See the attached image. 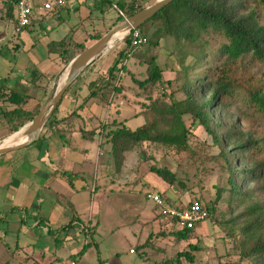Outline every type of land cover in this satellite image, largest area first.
<instances>
[{
	"label": "trees",
	"instance_id": "16d2710c",
	"mask_svg": "<svg viewBox=\"0 0 264 264\" xmlns=\"http://www.w3.org/2000/svg\"><path fill=\"white\" fill-rule=\"evenodd\" d=\"M11 1H3L5 9L0 12V17L8 21L13 19L14 22ZM151 1L94 0L87 18L92 22L95 16V24L92 23V28L85 31V40L77 43L71 37H64L60 41L53 42L49 46V52L56 54L60 63L65 65L71 56L74 57L83 51L109 30L100 27L106 26L110 21L112 23H109L111 24L109 28L116 26ZM252 1L264 11V0H173L165 5L136 30L145 38V45L150 49L157 48L160 40L165 37H171L174 40L181 58L179 64L182 66L181 79H174V81L178 88L177 92L183 94L184 100L174 101V92L170 90L171 82L165 80L163 70L157 63V57L152 55L144 62L146 64L144 78L136 80L132 76L131 80L138 90L135 93L136 97H140L139 94L147 96L149 105L145 107L154 114L153 118L134 131L127 129L124 122L107 119L99 121L90 130L86 129V126H79L78 130L81 137L88 141H93L99 135L104 136L102 133L105 132L103 137L105 141L101 147L109 143L108 153L120 166L119 160H122L123 153L138 146L141 148L140 157L143 162L148 160L144 149L149 144L187 151L192 128L200 126L214 148L215 154L212 157L221 162L220 168L225 170L226 174V182L223 186L220 188L213 186L215 200L202 206L209 216L213 215L220 200L222 204L227 205V217L222 216L221 220L214 221V224L225 229L226 238L232 239L239 234L241 240L236 246L238 263L253 259L252 264H264L261 255L264 251V158L258 156L264 151V138L256 139L250 132L242 131L237 124L238 119L234 120L228 113L232 107L233 98L239 97L243 107L252 109L264 117V72H260L259 77L250 73L245 75L239 71L233 75L234 65L237 62L246 59L264 62V25L259 23L255 9L248 6V3ZM62 8H56L53 12L47 13L41 20L49 15L57 20L58 11ZM110 12L116 13L114 20L104 21L103 18ZM72 31L73 27L70 28L69 33L71 34ZM211 34L222 36L225 43L216 49L214 55L210 54L209 58V53L206 52L208 41L203 38ZM123 43L124 47L117 52L111 65L86 85L88 95L83 102L67 117L59 120L54 117L56 107L45 127L57 132L59 137L63 138L65 131L69 132L73 129L72 121L77 120L82 122H79L80 124H84V121L90 123L96 118V115H85V111L94 103L98 107L107 109L113 104L115 112L119 113L121 106L118 100L121 97L124 98L123 101L126 99L123 94L125 87L120 84L118 75L125 74L127 59L140 47L131 46L130 35L124 38ZM188 47H195L197 51L190 52L187 50ZM81 77L82 74L65 92L80 81ZM117 81L119 83H116ZM1 91V98L5 97L6 102L16 106L12 111L0 113L1 124L10 132L7 139H11L25 128L24 126L38 113L41 106L27 113L23 109L27 100L26 96L17 91L8 94H1ZM167 116L179 118L186 116L190 120L189 127L183 126L182 120L181 127L170 130L166 120L163 119ZM42 142L43 138L39 137L31 145L40 146ZM149 171L169 187L179 186L185 190L182 180L167 168L150 165ZM61 177L72 185L71 174L62 172ZM247 186L252 187L249 190ZM188 191L191 190L188 189ZM253 192L261 194L262 200L254 199ZM197 201L200 203V200L197 199ZM234 203L235 206L232 208ZM183 207L180 205L176 209ZM162 217L164 216L159 215L160 219L166 220ZM171 222L178 227L176 220L173 219ZM80 223L84 228V237L89 238L90 242L85 239L86 242L81 250L72 256L73 260L86 252L92 245L91 241L94 243L95 226H92L90 221L87 224ZM194 228L175 229L172 235L176 243L179 245L185 242ZM93 245L97 246V244ZM147 245L145 242V244L136 245L134 249L142 260L145 259V252L142 250ZM188 249L189 251L177 254L176 258H173L175 262L178 263L180 258L192 262L194 259L192 252L198 251L199 248L197 245L189 244ZM173 259L162 263L173 264Z\"/></svg>",
	"mask_w": 264,
	"mask_h": 264
},
{
	"label": "rangeland",
	"instance_id": "374dc122",
	"mask_svg": "<svg viewBox=\"0 0 264 264\" xmlns=\"http://www.w3.org/2000/svg\"><path fill=\"white\" fill-rule=\"evenodd\" d=\"M153 1L147 3L144 7ZM66 2L68 6L80 5L79 8L81 10L85 9L84 0H66ZM248 6L255 9L259 23L264 25V11L258 8L253 1L248 3ZM4 9V5L0 3V12ZM115 16L116 13L110 12L103 19L104 21L114 20ZM64 20V26H61L60 31L70 28L71 23H74L73 18L67 19L65 16ZM1 21H3V18H0V27L3 26ZM109 23H112V21L107 22L106 26L100 28L110 30L109 25L111 24ZM6 28V32L10 37L12 35L14 37L18 36L19 33L14 32L11 22ZM91 28L92 23L90 21L85 22L81 27L83 31H88ZM81 38L82 35L77 31L73 40L82 42L83 39ZM203 39L208 41L206 52L209 53V58L210 54L214 55L216 49L225 43L222 36L214 34L204 36ZM123 40L124 38L119 40V42L116 41L111 48H107L102 60L99 62V66L116 57L117 52L124 47ZM187 50L195 52L197 48L188 47ZM2 54L4 55V53ZM152 55L157 57V63L163 70L165 80L171 82L172 87L170 90L174 92V101L181 102L184 100L183 94L177 92L178 88L176 81H174V79H181L180 71L182 66L179 64L181 58L175 47L174 40L171 37H165L160 40L157 48L150 49L144 44L131 54L126 61L125 74L119 73L118 75L120 84L125 87L123 94L126 99V101H123L124 98L121 97L122 100L121 98L118 100V104L121 101L119 113L115 112L116 109L113 104L109 109L98 106L94 108L93 105L91 110L88 109L87 111L91 115H96V118L90 123L84 121L86 129L90 130L99 121L107 119L108 121L117 120L118 122H124V126L127 129L134 131L153 118L154 114L145 107L147 104L149 105L146 100L147 96L139 94L140 97H136L137 94L135 93L138 90H136L137 87L131 80L132 76L136 80L144 78L143 74L146 66L144 62ZM72 58L73 56L66 63ZM13 66L8 64L3 57H0V80L2 82L6 80V73ZM238 71L245 75L250 73L259 77V73L264 72V62L253 59L237 62L234 65L233 75L237 74ZM230 74L232 75V72ZM88 76L90 74H87L86 77ZM119 82L117 81L116 83ZM81 98H83L81 94H74L69 91L58 104L54 117L61 118L67 115L76 105L82 102ZM162 99L164 100V98ZM242 103L239 97H234L232 107H230L228 113L233 116L234 120L238 119L236 121L242 131L250 132L256 139L264 138V117L252 109L243 107ZM144 114L146 115L144 116ZM163 119L166 120L167 126L171 128L170 130L181 127L182 120L183 126L188 128L190 124V120L186 116L182 118L167 116L163 117ZM5 134V132H2L0 138ZM102 134L105 136V132ZM69 135L71 136V142L67 141L68 135H63V151L65 154L70 152V157L72 158L76 157L77 165L74 171L81 170L83 183L87 185L88 189L93 188L96 190L92 193L86 190L84 194L81 193L76 196V209L81 215L80 219L83 224H87L90 221L92 226H95L94 243L91 241L92 245L87 248L86 252L73 260V254L71 255L70 251L74 248L81 249L86 240L90 242L89 238L84 237L82 229H74L77 238L71 237L66 241L63 240L61 235L64 231L57 232L56 235L57 237L59 236V242L68 246L54 253V240H52L51 235H48L47 228H31L35 236L43 235L39 242H30V246H28V242L24 244L27 239L23 236L27 230L26 225L21 226L18 224L15 225L16 228L12 225L8 231L14 233L15 237L11 239L7 236L5 239L8 247L5 248L4 254H0V264H50V262L51 264H71L72 262L75 264H163L162 262L164 261L170 262L171 259L176 258L175 256L179 253L189 251V244L197 245L199 248L198 251L192 252L193 261L188 262L184 258H180L177 263L173 259V264H252L253 259L243 260L238 263L236 246L241 240L239 234L232 239L226 238L225 229H221V227L219 228L214 224V221H220L222 216L224 218L227 217L228 206L222 204L221 200L216 205L213 215H209L205 221L198 223L194 230L188 234L187 240L178 245L172 235L173 231L178 227L171 222V219L165 216L162 218L166 220L160 219L161 208L147 198L148 194H157L162 202L166 204L165 207L174 209L180 205L185 206L190 202H198L197 199L200 200V204L203 206L215 200L216 195L213 186L219 188L223 186L226 182V174L225 170L220 168L221 162L212 157L215 154L214 148L200 126L192 128L191 141L187 151H178L172 147L149 144L144 149L148 160L143 162L140 157L141 148L138 146L123 153L122 160H119L120 166L108 153L109 143L107 145L104 144L103 148L101 147L105 141L104 136L99 135L93 141H88L82 139L78 131L71 132ZM7 137L0 140V143L10 140ZM32 147L33 145L27 146L25 150L30 152ZM20 150L12 151L2 156L0 165L4 168L3 170L6 169L5 161L7 158H18L16 162L21 160V154L17 153ZM82 151L83 154L81 153ZM98 153L101 156H97ZM258 156L264 158V151ZM40 157L42 158L43 156L41 155ZM96 158L97 162H95ZM83 160L84 162L81 164ZM150 165L165 167L175 173L184 183L185 190H182L179 186L169 187L149 171ZM1 172L4 171L1 170ZM102 172L103 174H101ZM7 177L9 178V174ZM61 184L65 189L67 188L63 182ZM250 187L252 186H247L249 190ZM188 189L191 191H188ZM89 194L91 196L90 199L87 198ZM84 196L87 198L85 201ZM252 196L257 201L262 200V195L259 193H254ZM234 206L235 203L232 208ZM29 224L28 222L27 225L29 226ZM4 230L5 228L0 222V233L2 236H5ZM161 234L164 235L162 236ZM17 236L18 239L16 238ZM145 242L148 245L142 250L145 252V259L142 260L134 249L136 245L145 244ZM93 244H97V246ZM16 245L19 249H16ZM130 250H134V252L132 251V253ZM41 254L44 256H41ZM261 255L264 259V251ZM54 256L59 260L55 259Z\"/></svg>",
	"mask_w": 264,
	"mask_h": 264
},
{
	"label": "crops",
	"instance_id": "0c3cea01",
	"mask_svg": "<svg viewBox=\"0 0 264 264\" xmlns=\"http://www.w3.org/2000/svg\"><path fill=\"white\" fill-rule=\"evenodd\" d=\"M93 2L94 0H84L85 9L81 10V8H79L80 5L71 7L68 6L66 0H64L63 8L58 11L57 20L49 15L44 20L34 23L31 27L19 33L17 37L13 35L10 37L6 32V27L10 22L13 24L14 29L13 19L12 21H8L3 18V21H1L3 26L0 27V57H3L8 64L14 66L13 68L10 67L9 71L6 73L5 77L7 81L5 80L2 82L0 80L1 94L17 91L26 96L27 100L23 109L27 113L33 112L39 105L42 106L50 94L52 88L51 83H53L55 77L64 66L60 63V59L56 54H51L49 52V46L53 42L60 41L64 37H71L73 40L77 31L82 35L81 39H83V42L85 40V31H83L81 27L85 22H91L87 17L89 16ZM0 3L3 4L2 0H0ZM65 16L67 19H74V23L70 25V28L73 27L71 34L69 33L70 28H65L63 31H60L61 26H64ZM91 23L95 24V16ZM113 44L108 46V48H111ZM105 51L85 69L82 73L81 80L76 82L63 94L61 101L64 95L71 91L74 94H81L83 97L81 100L83 102L84 98L88 95L86 85L90 81L95 80L99 74L103 73L115 59V57H113L99 66V62L102 60ZM2 53H4V55ZM6 53L7 56L5 57ZM87 74H90V76L86 77ZM78 105L61 118L67 117ZM93 105L94 108H97L94 103L91 104L89 110H91ZM15 108L16 106L6 102L5 97L1 98L0 95V113L2 111H12ZM85 115L88 116L91 114L86 110ZM61 118L56 119L59 120ZM79 122L80 121L77 120L72 121L74 126L73 129H70L69 132L65 131L64 134L68 135V142H71V136L69 135L71 132H79V126H86ZM46 128L47 127L42 130L39 136L43 138V142L40 146L33 145L30 152L25 150L27 147L17 152L21 154V160L18 162H16L18 158H7L5 161V170H3L4 168L0 165V180H2L0 181V222L5 228L3 231L5 236H2L0 233V254H4L6 251L5 248L8 247L5 242L7 236L11 239L15 237L14 233L8 231L9 227L12 225H14L13 227L18 224L21 226L26 225L27 230L24 232L23 236L27 239L24 244L28 242V246H30V242H39V239L43 235L35 236L31 228H47L46 231L48 235H51L52 240H54V253L68 246L65 245V243L59 242V236L57 237L56 235L57 232L63 230L64 233L61 235L63 240L66 241L71 237L74 239L77 238L74 229L77 228L84 231L83 225L80 223L82 222L80 219L81 215L76 209V196L81 193L84 194L86 190H89L88 192L90 193L96 190L93 188L88 189L87 185L83 183L84 180L81 170L77 172L74 171L77 165L76 157L72 158L70 157V152L65 154L63 151L64 146L62 143L64 138H60L57 132ZM2 132L6 134L1 137L0 140H3L10 134L9 129L3 126L0 121V134ZM83 151L81 152L82 154ZM41 155L43 156L42 158L40 157ZM2 156L0 157V161ZM97 158L95 162L98 161ZM83 162L84 160L81 164H83ZM1 170L4 172H1ZM8 171L10 172L8 173ZM62 172L71 174L73 177L72 185H69L61 177ZM8 174L9 178L7 177ZM101 174H103V172ZM61 182L66 185V189L62 186ZM90 197V194L87 195V198L90 199ZM87 198L84 196V201ZM76 220H78V222ZM28 222L30 223L29 226L27 225ZM44 235L48 236L46 234ZM16 238L18 239V236ZM15 247L19 249L17 245ZM80 250L81 249L74 248L70 253L71 255H75ZM41 256L44 255L41 254ZM54 257L58 259L56 256Z\"/></svg>",
	"mask_w": 264,
	"mask_h": 264
},
{
	"label": "water",
	"instance_id": "95a60500",
	"mask_svg": "<svg viewBox=\"0 0 264 264\" xmlns=\"http://www.w3.org/2000/svg\"><path fill=\"white\" fill-rule=\"evenodd\" d=\"M173 0H156L148 6L142 8L132 16L125 18L119 24L108 30L97 41L89 45L83 51L76 54L72 60L68 61L62 70L55 77L50 94L39 109L38 113L28 122L25 127V134L28 140L13 146L0 147V157L6 153L23 149L39 139L42 130L52 117L54 110L61 101V98L67 88L90 66L101 54L107 50L108 42L118 31L127 30L126 36L132 31L138 29L161 8ZM125 36V37H126ZM124 37V38H125ZM68 68V73L64 84L59 87L61 75Z\"/></svg>",
	"mask_w": 264,
	"mask_h": 264
},
{
	"label": "built area",
	"instance_id": "2783aa9c",
	"mask_svg": "<svg viewBox=\"0 0 264 264\" xmlns=\"http://www.w3.org/2000/svg\"><path fill=\"white\" fill-rule=\"evenodd\" d=\"M11 4L14 12V32L21 33L26 28L31 27L33 23L41 20L47 13L63 7L64 0H12ZM120 15H122L121 12ZM128 35L131 36L132 47H139L146 43L145 38L140 35L138 30H132ZM98 156L101 154L98 153ZM147 198L161 208L160 215L176 220L179 228L191 230L198 223L208 218V212L198 202H190L181 209H174L165 207L166 204L157 194H148Z\"/></svg>",
	"mask_w": 264,
	"mask_h": 264
},
{
	"label": "bare ground",
	"instance_id": "6f19581e",
	"mask_svg": "<svg viewBox=\"0 0 264 264\" xmlns=\"http://www.w3.org/2000/svg\"><path fill=\"white\" fill-rule=\"evenodd\" d=\"M154 2H152V3H154ZM126 34H127V30H125V29L118 31L113 37H111V39L108 42V46H110L111 44H113L116 41L122 40L126 36ZM67 73H68V68L65 69V71L61 75V78L59 80V87H61L64 84V82L66 80ZM26 140H28V136L25 134V128H24L18 134L13 136L10 140H8L4 143H0V147L17 145V144H20Z\"/></svg>",
	"mask_w": 264,
	"mask_h": 264
},
{
	"label": "clouds",
	"instance_id": "9594fccd",
	"mask_svg": "<svg viewBox=\"0 0 264 264\" xmlns=\"http://www.w3.org/2000/svg\"><path fill=\"white\" fill-rule=\"evenodd\" d=\"M128 36V35H127Z\"/></svg>",
	"mask_w": 264,
	"mask_h": 264
}]
</instances>
